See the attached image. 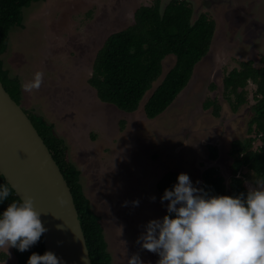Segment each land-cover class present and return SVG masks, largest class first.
<instances>
[{
    "label": "rangeland",
    "instance_id": "1",
    "mask_svg": "<svg viewBox=\"0 0 264 264\" xmlns=\"http://www.w3.org/2000/svg\"><path fill=\"white\" fill-rule=\"evenodd\" d=\"M152 1L40 0L23 9L21 26L10 30L1 55L4 69L22 83L44 73L41 88L24 91L19 106L52 123L67 144L84 195L101 217L111 264H127L134 253L144 264L158 261L136 241L144 225L167 213L168 202L162 204L156 190L166 172L187 174L196 187L208 167L228 177L230 144L246 134L247 106L233 113L222 95V79L240 61L258 66L264 53V0H188L215 21L216 32L208 56L176 100L152 120L144 115V101L130 114L101 103L87 84L95 54L108 35L132 22L136 8ZM172 63L168 57L163 76ZM213 98L222 108L219 116L203 108ZM209 147L217 149L215 160ZM242 175L251 180L246 170ZM8 251L6 264H15Z\"/></svg>",
    "mask_w": 264,
    "mask_h": 264
},
{
    "label": "trees",
    "instance_id": "2",
    "mask_svg": "<svg viewBox=\"0 0 264 264\" xmlns=\"http://www.w3.org/2000/svg\"><path fill=\"white\" fill-rule=\"evenodd\" d=\"M38 1L0 0V82L18 105L24 101L22 82L4 69L1 55L7 49L10 30L21 26L23 9ZM215 32V21L205 13H197L188 0H169L165 4L162 0H153L140 5L128 26L104 39L94 56L87 84L101 103L123 113H134L144 101V115L152 120L186 88L194 68L208 56ZM168 57L173 63L163 76ZM259 63L255 66L252 61H240L237 67L225 72L222 79V95L233 113L247 106L246 134L230 144L231 164L226 179L216 167H208L201 173L199 188L209 195L246 193L248 183L264 176V53ZM162 76L161 82L154 87ZM249 85L254 87L253 91L248 90ZM203 108L212 109L214 116H219L222 109L217 98L206 99ZM27 113L71 191L91 264H111L101 217L92 210L84 195L81 173L70 158L67 144L56 134L52 123L34 111L27 109ZM209 150L210 160H215L217 149L209 147ZM242 170L251 174V180L242 175ZM177 176L176 172L168 171L158 180L156 190L160 198L165 189H171L176 183ZM5 183L0 176V185ZM15 200L18 197L13 191L0 203V215ZM11 251L15 264H27L32 253L44 254L43 238L41 236L36 245L23 253L15 248ZM7 258L6 254H0V262Z\"/></svg>",
    "mask_w": 264,
    "mask_h": 264
},
{
    "label": "clouds",
    "instance_id": "3",
    "mask_svg": "<svg viewBox=\"0 0 264 264\" xmlns=\"http://www.w3.org/2000/svg\"><path fill=\"white\" fill-rule=\"evenodd\" d=\"M43 78L44 73L37 71L21 87L27 93L38 91ZM13 191L8 183L0 185V203ZM56 199L59 205H64L61 197ZM155 200L156 197H150L151 202ZM164 201L168 202V214L144 225L136 241L142 250L159 256L156 264H264V176L248 183L246 193L228 196L209 195L181 173L172 188L164 190L160 202ZM132 204L139 206V201ZM42 214L36 210L31 195L25 194L8 204L0 215V250L7 257L10 248L23 253L48 232L40 219ZM61 243L58 241L57 246ZM27 264H64V261L46 251L43 255L32 253ZM127 264L144 261L139 253H134Z\"/></svg>",
    "mask_w": 264,
    "mask_h": 264
},
{
    "label": "water",
    "instance_id": "4",
    "mask_svg": "<svg viewBox=\"0 0 264 264\" xmlns=\"http://www.w3.org/2000/svg\"><path fill=\"white\" fill-rule=\"evenodd\" d=\"M0 176L18 199L31 195L43 213L40 219L48 229L42 235L44 252L52 251L64 264H91L71 191L31 120L1 82ZM57 197L65 201L63 206Z\"/></svg>",
    "mask_w": 264,
    "mask_h": 264
}]
</instances>
